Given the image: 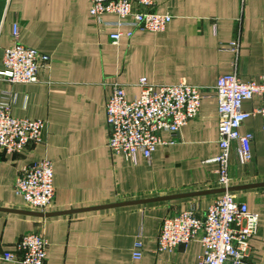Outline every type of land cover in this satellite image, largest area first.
<instances>
[{
	"label": "crops",
	"instance_id": "1",
	"mask_svg": "<svg viewBox=\"0 0 264 264\" xmlns=\"http://www.w3.org/2000/svg\"><path fill=\"white\" fill-rule=\"evenodd\" d=\"M90 0H0V69L5 48L13 44L19 23L21 43L50 56L35 82L9 83L0 77V103L16 93L17 117L45 119L43 141L20 153L0 149V253L14 251L28 232L47 238V264H198L199 240L158 251L163 219L189 207L205 211L224 192L218 184V105L215 84L235 71L249 81L264 74V0H157L155 9L173 18L160 32L117 27L94 17ZM138 9V5H134ZM122 37L113 43L110 34ZM155 85L188 83L204 91L198 116L185 125L175 143L161 144L135 162L109 146L106 103L114 83L129 98L140 92V77ZM257 99L245 101L252 110ZM260 115L243 124L254 134L253 158L230 156L232 191L260 213L248 261L264 264V129ZM170 139L167 132L161 134ZM53 163L55 196L51 205H26L15 189L21 170L34 161ZM143 234V256L133 245ZM0 264H20L18 260Z\"/></svg>",
	"mask_w": 264,
	"mask_h": 264
},
{
	"label": "built area",
	"instance_id": "2",
	"mask_svg": "<svg viewBox=\"0 0 264 264\" xmlns=\"http://www.w3.org/2000/svg\"><path fill=\"white\" fill-rule=\"evenodd\" d=\"M246 1V0H244ZM90 13L99 17L103 13H116V21H104L105 25L132 27L134 30L163 31L173 16L158 12L157 0H90ZM138 5V9H134ZM119 30L110 34L113 43L122 37ZM13 44L5 48L0 77L9 83L35 82L40 70L48 67L51 58L36 48L21 43L19 23L13 24ZM138 85L140 92L134 98L127 96L121 83H114L106 103V119L109 128L108 146L113 153H123L135 162L142 153L150 159L161 144H172L181 129L201 110L204 91L197 85L179 83L155 85L142 76ZM218 105L219 154L213 159L219 163L218 184L224 188L231 185L230 156L235 145L241 164L253 158L254 134L243 131L249 118L260 115L264 129V74L243 81L233 71L221 74L215 84ZM16 93H7L0 103V149L6 153H20L32 144L43 141L48 126L45 119H30L13 115L11 106ZM258 101L252 110L244 108L245 101ZM163 132L170 135L164 140ZM27 206L44 210L55 196L54 168L48 158L24 167L15 182ZM260 213L251 211L231 191L224 192L205 211L196 207L174 212L166 216L158 235V251H170L192 240H199L203 247L198 264H254L248 261L252 238L258 233ZM49 242L42 232L25 233L15 244L14 251L0 253L5 261L18 260L20 264H47ZM143 234L139 233L133 245V258L143 256Z\"/></svg>",
	"mask_w": 264,
	"mask_h": 264
},
{
	"label": "water",
	"instance_id": "3",
	"mask_svg": "<svg viewBox=\"0 0 264 264\" xmlns=\"http://www.w3.org/2000/svg\"><path fill=\"white\" fill-rule=\"evenodd\" d=\"M248 186H255L254 184L252 185H245V186H234V187H228V188H224L221 190L222 192H226V191H234L236 189H240V188H244V187H248Z\"/></svg>",
	"mask_w": 264,
	"mask_h": 264
}]
</instances>
